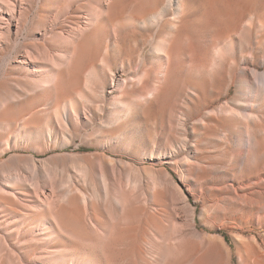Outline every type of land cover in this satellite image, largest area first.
I'll return each instance as SVG.
<instances>
[{"label":"bare ground","instance_id":"bare-ground-1","mask_svg":"<svg viewBox=\"0 0 264 264\" xmlns=\"http://www.w3.org/2000/svg\"><path fill=\"white\" fill-rule=\"evenodd\" d=\"M251 14L216 26L215 88L183 0H0V264H264L241 236L264 225ZM239 78L249 108L212 109Z\"/></svg>","mask_w":264,"mask_h":264},{"label":"rangeland","instance_id":"rangeland-1","mask_svg":"<svg viewBox=\"0 0 264 264\" xmlns=\"http://www.w3.org/2000/svg\"><path fill=\"white\" fill-rule=\"evenodd\" d=\"M138 1V0H137ZM138 3V2H137ZM184 10L188 13L193 14V22L189 26L191 31L195 33L194 35V42L196 44H208V53L207 63L203 65V69H205L204 73V80L206 83L212 84L215 88H219L221 84V67H215L212 65L213 56V43H214V34L216 33V26L225 22L227 20L231 21L232 24H237L239 22L247 23L249 22L248 19H244L242 21L235 20V18H231L233 15L243 14V13H252L251 15L254 17V20L251 21L252 24L249 28L245 31V40L242 48H238V54L234 58H244L246 62L243 60L242 64L245 68L251 69L252 67L256 66L257 73L261 79L264 77V0H183ZM171 12V10H169ZM130 17H126L129 19ZM156 28L153 30H146L144 33H140L138 30H135L134 34H132L137 39H154L160 36L161 32L157 31ZM139 32V33H138ZM157 32V33H156ZM147 34V35H146ZM153 34V35H152ZM149 35V36H148ZM144 36V37H143ZM146 36V37H145ZM152 36V37H150ZM154 36V37H153ZM196 36V37H195ZM237 36V34H234ZM23 37V36H22ZM203 42V43H202ZM149 45L145 47L144 52H149ZM227 57V54L225 55ZM224 57V58H225ZM229 59V58H228ZM211 62V63H209ZM245 62V64H244ZM209 65V66H207ZM211 65V67H210ZM207 66V67H205ZM214 69H213V68ZM212 68V69H210ZM16 77H12V79ZM242 83V79L239 78V82L230 86L226 96L215 100L211 104V108H215L219 104L223 103L227 99H230L233 96L240 97L244 100L246 108H249V103L252 100L251 91L248 92L246 88H238ZM239 85V86H238ZM239 91V92H238ZM246 92V93H245ZM256 101L258 104V115L259 120L261 123V137L259 140V147H258V154H257V170L260 174L261 179H264V93L262 87L259 86L256 89ZM248 111V110H247ZM244 139V137L242 138ZM245 140V139H244ZM80 143L77 140V144ZM75 150V151H74ZM93 147H88L81 145L79 148L76 147V144L67 147L61 151H50L45 156L55 154V153H87L93 151ZM146 167V164L140 163L137 161L135 163V167ZM248 170L247 167H242V174H246ZM191 201L193 202V198L190 197ZM198 229L199 231L209 234V235H222L225 242L234 250V246L237 242H240L241 239L239 238V232L237 230L229 228V227H222V228H214L210 229L206 225L197 220ZM248 231L241 234V236L245 239L255 237L260 249L264 251V225L262 223L257 224L253 230L252 227H247ZM237 234V235H236ZM234 235V236H233ZM237 237V238H236ZM235 241V242H234ZM233 264H239L238 255L234 254L232 258ZM257 264V263H256Z\"/></svg>","mask_w":264,"mask_h":264}]
</instances>
